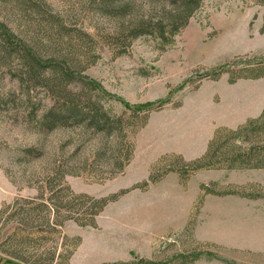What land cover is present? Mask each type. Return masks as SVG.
I'll return each mask as SVG.
<instances>
[{
  "label": "rangeland",
  "instance_id": "374dc122",
  "mask_svg": "<svg viewBox=\"0 0 264 264\" xmlns=\"http://www.w3.org/2000/svg\"><path fill=\"white\" fill-rule=\"evenodd\" d=\"M125 22L101 0H0V264H49L51 252V264H264V168L201 160L218 134L264 111V0H203L167 44L121 36ZM26 52L43 62L42 80L71 66L81 101L95 83L104 109L129 126L123 169L118 136L73 120L40 131L53 100L28 75ZM38 141L43 155L14 157ZM57 170L69 171L62 186L83 195L77 203L119 196L96 226L66 209L51 211L52 226H2L15 203L44 201L38 187L61 183Z\"/></svg>",
  "mask_w": 264,
  "mask_h": 264
},
{
  "label": "trees",
  "instance_id": "16d2710c",
  "mask_svg": "<svg viewBox=\"0 0 264 264\" xmlns=\"http://www.w3.org/2000/svg\"><path fill=\"white\" fill-rule=\"evenodd\" d=\"M202 2L203 0H101V8L109 17L120 18L122 23L126 21L128 26L124 27V30L127 34L121 36L136 38L141 35H150L167 44L188 25L191 17L201 7ZM136 4L140 5L142 9L134 14L132 10ZM144 7L146 10L141 12ZM131 13L132 18L128 17ZM262 29L264 31V26ZM25 57L28 75L36 82L40 81L45 84L48 87L50 98L53 100L52 106L38 120L40 131L52 132L58 128V125L73 120L78 123H87L88 126H92L105 137L118 136L123 143L119 159L120 168L123 169L130 161L133 152V144L126 140V131H128L129 126L122 119L111 117L109 112L104 109L100 99L94 95L95 83L93 81L86 82L85 89L88 93L85 99L81 101L79 93L69 88L76 76L75 70L71 66L65 67L61 71L55 68L48 78L42 80L38 70L39 67L44 66L43 62L32 52H26ZM223 71L224 68L217 72L216 78ZM60 102L61 104H59ZM134 113L137 115L138 111L135 110ZM45 147L43 142L38 141L34 145H28L17 150L14 157L26 160V158L40 156L43 155ZM201 160L207 167L264 168V111L258 118L249 119L237 129L229 130L226 136L221 133L218 134L210 143L206 155ZM68 172L57 170L56 175L61 178V183L56 184L53 179H47L45 184L40 188L38 187V198L44 200L38 205L33 207L18 203L12 205L15 209L5 217L2 226L7 225L11 220H16L19 229L23 231L30 230L33 224L41 227L52 226L50 222L51 211L59 213L64 209L71 214L82 212L83 217L88 220L84 225L96 226V216L110 202L115 201L119 194L115 193L101 198L89 196L90 204L88 206L87 203H77L74 198L83 195L71 196L72 193L69 188L62 186V180ZM46 189L51 193L47 197ZM22 243L19 242V245ZM54 257L55 253L52 254L51 252L50 256L43 259L51 264ZM40 261L41 259L38 260V262ZM139 262L141 264H163L151 260Z\"/></svg>",
  "mask_w": 264,
  "mask_h": 264
}]
</instances>
